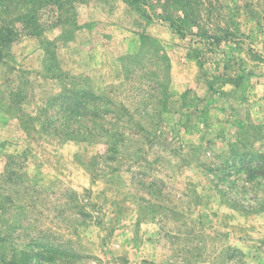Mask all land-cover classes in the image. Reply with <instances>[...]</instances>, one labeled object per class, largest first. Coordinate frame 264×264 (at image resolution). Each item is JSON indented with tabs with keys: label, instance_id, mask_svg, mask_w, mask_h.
Instances as JSON below:
<instances>
[{
	"label": "rangeland",
	"instance_id": "rangeland-1",
	"mask_svg": "<svg viewBox=\"0 0 264 264\" xmlns=\"http://www.w3.org/2000/svg\"><path fill=\"white\" fill-rule=\"evenodd\" d=\"M174 1L46 6L3 50L0 264H264V185L226 169L264 155V0H191L183 36ZM65 89L118 106L106 138L59 134Z\"/></svg>",
	"mask_w": 264,
	"mask_h": 264
},
{
	"label": "trees",
	"instance_id": "trees-1",
	"mask_svg": "<svg viewBox=\"0 0 264 264\" xmlns=\"http://www.w3.org/2000/svg\"><path fill=\"white\" fill-rule=\"evenodd\" d=\"M69 1L71 4L72 2L79 0H42L40 3L37 2L35 4H32L30 1L24 2V9L22 10L21 14L17 17L15 22H13V20H6L1 15L0 62L2 61L3 50L13 44L21 32L29 31L30 33H36L38 31V29L40 28V25L38 24V13L40 10L50 5H56L58 8L63 9L64 5ZM125 1L130 6L135 7L138 10L141 8L140 0ZM6 2L7 0L4 3ZM174 5L177 9L181 11L182 16L178 18L170 16L167 18V20L170 25L175 28L176 32L180 36H183L182 33H184L186 29L192 30L194 28H198V31H201L203 29L201 27L203 25L201 18H194L192 16V12L194 13L195 9L198 7L199 4H196L194 1L191 0H175ZM3 9H7V6H5L4 4L0 5V10L3 11ZM15 24H19L21 28H18V26H15ZM144 39L146 42H151L149 40L150 37L146 36ZM149 44H152L153 46L156 45L155 41H152ZM157 55L158 54L156 52H153L151 56L152 61L149 58L147 62L155 65L156 57H158ZM135 61L138 63L143 62L138 58H135ZM166 61H168L167 58ZM63 93V96H56L55 99L52 98L48 106L50 107L59 105L60 111L67 117V120L64 123V128L66 129V131L60 132L59 134L61 136L67 137L69 140L85 139L83 135H86L87 139L89 140H91V138L93 137L106 138L108 136V132H106V136H104V132H102L104 127L100 126V124L104 121L106 117H116L117 113H114V109H117L118 106L109 99L103 96H99L93 93L92 91L73 92L65 89ZM85 122H89L92 125L89 126L88 124V126H85L83 128V130H85L84 133L78 132V130L72 128L73 125H81V123L85 124ZM58 125H62V122H59ZM234 158H239L240 163L235 159L233 166H231L232 161H229L230 166L227 164L228 167L226 169L230 171L232 175H236L237 180H235V183L238 181H243L246 184L258 183V185H264V155L238 154V156H235ZM240 193H242V195L247 194L245 186H243V188H240ZM261 210H263V208H261ZM48 249L54 250L53 247H48L46 249V251L48 252H50ZM59 253H62L65 256H69V254L64 252L63 250H61ZM232 253L234 258L235 252L233 251ZM24 258L27 257L24 256ZM2 261L6 264H21L17 260H10L9 262H6L4 260Z\"/></svg>",
	"mask_w": 264,
	"mask_h": 264
}]
</instances>
